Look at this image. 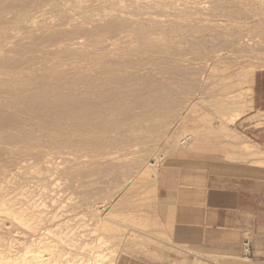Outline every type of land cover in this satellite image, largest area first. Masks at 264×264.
<instances>
[{
	"label": "rangeland",
	"instance_id": "1",
	"mask_svg": "<svg viewBox=\"0 0 264 264\" xmlns=\"http://www.w3.org/2000/svg\"><path fill=\"white\" fill-rule=\"evenodd\" d=\"M33 1L0 0V79L9 66L25 75L26 67L46 74L55 63L67 70L66 78L79 79L88 73L75 74L72 68L99 57L124 66L115 82L100 77L108 86L104 94L126 91L129 102L130 88L142 87L141 79L149 76L174 79L179 85L170 88L192 94L182 98L186 104L156 139L139 129L142 140L104 157L41 146L19 158L0 145V264H41L35 256L44 264L247 261L174 242L163 216L161 185L163 169L186 161L218 155L231 160L237 151L249 152L245 157L251 161L264 158L255 146L243 149L241 132L244 119L264 126V112L253 103L255 74L264 73V0H58L56 10L42 6L34 23L16 26L14 5ZM177 27L191 38H179ZM144 37L153 45H143ZM237 111L241 114L232 122ZM186 135L193 140L185 145L179 140ZM254 163L264 166V161ZM86 258L97 261L83 263Z\"/></svg>",
	"mask_w": 264,
	"mask_h": 264
},
{
	"label": "bare ground",
	"instance_id": "2",
	"mask_svg": "<svg viewBox=\"0 0 264 264\" xmlns=\"http://www.w3.org/2000/svg\"><path fill=\"white\" fill-rule=\"evenodd\" d=\"M43 1L45 0H34L33 4L30 5H21V3L14 5L12 11L18 12L14 13V18L11 17L13 23L18 27L27 22L34 23L35 14H38L37 12L40 11L42 6L50 4L52 10L58 8V0H48L47 3ZM110 22L113 23L114 21L110 20ZM114 24L116 25V23ZM183 29V27H177L175 29L177 30L175 32L176 35L181 39L191 38V35L187 34L186 30L183 31ZM77 30L81 31L80 28ZM153 43L148 37L143 38V45L152 46ZM80 58L84 61L86 60L85 57ZM123 67L114 60L103 62L98 57L94 58V60L85 61L83 64H76L72 68L75 74L80 72L88 74L79 79H73L68 76V78L65 77L67 70L59 69V63L52 64L50 68H47L46 74H36L32 71L34 70L32 67H26V70H30V73L25 75L22 71L15 69L17 68L16 65L9 66L5 74L6 77L0 79V145L12 148L11 151L9 149L8 151L19 158L33 155L35 148L41 146L47 148H68L72 151L82 150L91 155L104 157L112 149L119 150L124 147H132L137 141L142 140V134H136L139 129L141 132L152 133L153 136L151 138L156 139L159 135L158 132H161L168 125L167 122L175 117V112L178 111L182 103H185L182 102V98L185 95L190 96L192 93H177L178 91H174V88H170L172 84L174 86L179 85L174 79L168 78L164 81H158L151 79L150 76L144 78L142 75L143 86L139 88L131 86L134 89L130 88L131 98L129 102L125 101L126 91L121 92V94L119 92L118 96L109 93V91V95L108 93L104 94L105 91L107 92L108 86L100 77L110 76L108 81L115 82L114 78H116L117 72L121 71ZM135 67L137 68V66ZM160 69L162 70V68H157L156 70L160 71ZM117 80L119 81V79ZM205 89L207 87L199 90L203 93ZM197 90L198 88H193L192 92ZM193 105H195L194 101ZM188 109L190 108L188 107ZM240 114L241 112L237 111L231 116L230 120L233 122ZM258 122V124L261 123L260 120ZM255 123L257 122L255 121ZM181 127H184V125ZM176 133L175 137L177 136ZM192 133L194 134V132ZM190 136L186 135L185 139L179 140L180 143H187ZM188 142L190 143V141ZM251 145L244 144L243 149L249 151L252 147L254 148V144L253 146ZM260 152L262 154V150ZM33 258L37 263L44 264L40 256ZM88 259H84L85 262L83 263L89 262L87 261ZM93 261L95 262L97 259ZM97 263L100 262L93 264ZM106 264H114V261H106Z\"/></svg>",
	"mask_w": 264,
	"mask_h": 264
},
{
	"label": "crops",
	"instance_id": "3",
	"mask_svg": "<svg viewBox=\"0 0 264 264\" xmlns=\"http://www.w3.org/2000/svg\"><path fill=\"white\" fill-rule=\"evenodd\" d=\"M253 103L264 112V73L255 74ZM255 121L243 120L242 142L264 151V126ZM233 154L237 158L218 155L163 169V216L178 244L247 259L240 264H264V166L254 163L264 158L251 161L244 152Z\"/></svg>",
	"mask_w": 264,
	"mask_h": 264
}]
</instances>
